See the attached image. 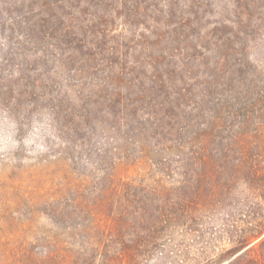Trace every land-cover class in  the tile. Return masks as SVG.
Returning a JSON list of instances; mask_svg holds the SVG:
<instances>
[{
  "label": "trees",
  "instance_id": "obj_1",
  "mask_svg": "<svg viewBox=\"0 0 264 264\" xmlns=\"http://www.w3.org/2000/svg\"><path fill=\"white\" fill-rule=\"evenodd\" d=\"M160 2L0 0V34L7 41L2 50L21 58L14 67L16 87L3 85L2 94L60 103L71 96L70 84L57 87L58 69L98 71L91 82L95 99L77 116L96 110L100 97L115 129L132 143L152 145L141 149L150 161L163 157L153 162L162 165L157 180L143 185L119 178L98 190V203L108 204L103 227L118 231V240L77 237L54 245L47 261L37 264L135 263L157 251L167 260L178 241L199 245L194 264H264V36L257 34L264 19L251 28L233 20L227 47L212 59L207 33L192 45L182 33L191 25L184 16L189 11L175 0ZM119 17L125 25L148 18L141 22L147 33L124 42L127 36L114 33ZM135 44L143 47L142 59ZM70 212L56 208L55 218L101 225L89 210ZM127 229L133 230L125 239Z\"/></svg>",
  "mask_w": 264,
  "mask_h": 264
},
{
  "label": "rangeland",
  "instance_id": "obj_2",
  "mask_svg": "<svg viewBox=\"0 0 264 264\" xmlns=\"http://www.w3.org/2000/svg\"><path fill=\"white\" fill-rule=\"evenodd\" d=\"M175 1L179 9L189 11L184 16L191 25L182 27L188 44L196 43L197 35L207 33L204 45L212 59L227 47L231 29H236L233 20L251 28L264 19V0ZM123 20L115 18L113 28L115 34L127 36L124 42L139 32L147 33L141 22L149 23L148 18L130 19L126 25ZM257 34L264 36V28ZM3 38L0 34V264H37L39 258L47 261L54 245L74 242L77 237L100 241L108 235V243L118 240V231L103 227L101 219H106L108 204L98 203V190L109 187L119 178L143 180V185L157 180L162 165L153 162L163 157L152 156L153 161H150L141 149L152 148V145L146 140L132 143L129 135L115 129L116 124L104 113L105 102L102 103L100 97L96 110L84 118L77 116L89 109L95 99L97 89L91 82L100 75L98 71L75 72L72 66L58 69L59 73L53 75L57 87L60 82L70 84L68 94L71 96H63L60 103L36 100V96L25 95L18 99V96L13 98L15 93L13 96L2 94L3 85L16 87L18 76L14 67L21 62L11 48L2 50L1 44L7 43ZM135 47V55L142 59L143 47L137 44ZM197 50L203 51L199 47ZM193 52L195 50H188L187 54ZM17 101L18 105L14 106ZM111 193L107 189L105 195L110 199ZM56 208L73 214L89 210L97 215L101 225L92 228L78 225L81 220L76 216L68 221L55 218ZM132 230L123 232L125 239L126 235L131 237ZM178 243L169 247L175 254L167 260L160 259L157 251L147 261L130 260L125 264H194L196 258L200 260L196 241ZM221 245L227 247V244Z\"/></svg>",
  "mask_w": 264,
  "mask_h": 264
}]
</instances>
